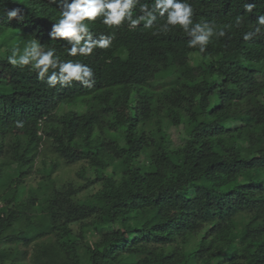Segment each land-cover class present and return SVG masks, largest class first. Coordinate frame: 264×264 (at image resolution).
I'll use <instances>...</instances> for the list:
<instances>
[{"label": "trees", "instance_id": "obj_1", "mask_svg": "<svg viewBox=\"0 0 264 264\" xmlns=\"http://www.w3.org/2000/svg\"><path fill=\"white\" fill-rule=\"evenodd\" d=\"M188 2L225 31L203 53L179 25L160 31L166 17H97L84 23L110 47L75 57L49 35L59 4L0 2V264H264V35L242 36L264 0L251 13ZM14 8L24 21L7 19ZM34 39L90 66L94 85L49 87L8 63ZM78 163L85 182L66 181Z\"/></svg>", "mask_w": 264, "mask_h": 264}, {"label": "clouds", "instance_id": "obj_2", "mask_svg": "<svg viewBox=\"0 0 264 264\" xmlns=\"http://www.w3.org/2000/svg\"><path fill=\"white\" fill-rule=\"evenodd\" d=\"M53 3L60 5V18L53 24L49 35L53 39L66 38L69 45L67 55L72 57L88 56L96 48L110 47L113 39L111 35L101 33L98 38H94L89 26L84 23L86 20L94 21L97 17H102V23L109 27L119 26L127 21L133 28L143 22V26L148 29L153 27L158 17H166L159 30L166 32L169 26L179 25L189 37L188 47L198 46L201 53L205 51L212 37L225 35L223 29L217 30L215 22H194L193 8L188 0H154L151 8L147 4H141L140 11L143 14L136 17L133 16L132 9L140 0H53ZM253 7L254 5L246 0L244 11L251 13ZM6 12L9 21L13 18L19 21L25 19L19 8L6 9ZM242 22V16L238 15L235 25L239 27ZM260 35H264V14L257 16L254 28L242 34L245 41ZM7 60L15 68L28 67L40 80L47 77L49 87H55L57 84L68 87L73 81H77L81 86L91 88L95 83V74L90 66L79 61L61 60L56 55L55 48L44 50L35 39L29 41L23 49L14 47ZM22 126L23 122L17 121V127Z\"/></svg>", "mask_w": 264, "mask_h": 264}, {"label": "rangeland", "instance_id": "obj_3", "mask_svg": "<svg viewBox=\"0 0 264 264\" xmlns=\"http://www.w3.org/2000/svg\"><path fill=\"white\" fill-rule=\"evenodd\" d=\"M165 66H167V65H165ZM2 71H3V69H2ZM4 73H5V71H4ZM5 74H6V73H5ZM10 74H11V72L8 70V76H7L8 78L11 77ZM96 105H98V104H96ZM100 110H103V109H100ZM8 152H9V154H11V155H15V148L10 147V148L8 149ZM154 155H155V154H154ZM81 166H82L81 163L75 164V165H74V169H72V170H70V171L67 172V177H68V178H66L65 180L68 181L69 179H72V180H74V181L84 183L85 180L82 179V178H80V177L78 176V174H77V172H78V170L81 168Z\"/></svg>", "mask_w": 264, "mask_h": 264}]
</instances>
